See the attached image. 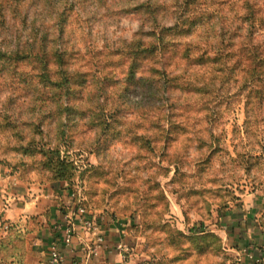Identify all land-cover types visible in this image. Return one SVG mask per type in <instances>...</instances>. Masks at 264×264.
<instances>
[{
    "label": "trees",
    "instance_id": "16d2710c",
    "mask_svg": "<svg viewBox=\"0 0 264 264\" xmlns=\"http://www.w3.org/2000/svg\"><path fill=\"white\" fill-rule=\"evenodd\" d=\"M125 16L139 30L100 46L97 25ZM0 96V130L43 171L21 172L22 181L50 187L63 214L101 211L129 230L141 225L148 242L161 236L174 254L154 243L144 264H229L216 230L193 226L186 214L189 231L172 228L162 178L175 171L172 184L181 186L172 193L198 179L207 185L192 191L206 200L233 197L234 179L226 184L213 165L223 151L217 128L227 123L222 108L244 102L245 136L255 133L264 106V0H0ZM114 142L130 146V162H115ZM241 143L235 152L251 175L259 158ZM74 148L96 153L98 165L78 176L66 156ZM77 177L86 181L80 194ZM207 201L209 213L195 212L210 220ZM43 230L38 217L9 223L0 264H26L28 244Z\"/></svg>",
    "mask_w": 264,
    "mask_h": 264
},
{
    "label": "rangeland",
    "instance_id": "374dc122",
    "mask_svg": "<svg viewBox=\"0 0 264 264\" xmlns=\"http://www.w3.org/2000/svg\"><path fill=\"white\" fill-rule=\"evenodd\" d=\"M134 17L135 16H125L116 25H109L106 23L98 24L95 28V34L99 36V45H102L101 41H103V39H131L139 30V22ZM4 98L5 97L0 96V102L4 100ZM222 112L223 115L226 116L227 122L226 124H223L221 127L217 128L218 134L221 135L220 144L223 151L220 152V154H222V157L217 156L213 161V165L215 166V173L222 176L226 181V184L234 179V185L231 187L227 186L229 190L232 192L234 191L233 197L227 195L225 192L217 193L218 195L215 199L208 197L209 201L211 202V213L213 216L210 220H206L195 211L201 208L205 214L209 213L205 206L206 202H208V199H205L207 194H195L192 190L193 188H203L205 185H207L206 182L208 181L203 182L198 179L191 180L190 183L186 186H183L179 192L172 193L171 189L174 190L175 188H180L181 186L179 184H172V179L175 175V171H172L169 176L162 178V181L165 187L168 189L167 195L171 202V212L169 216L166 217V219L170 222V225L175 230L177 229L182 232H188V229L192 225L198 226L200 222L206 224L209 229L219 230L223 227V225L225 226L226 224L223 218L228 214V212L232 211V208H236L239 204H241L242 198L247 193V191L252 192L257 190L256 192L264 195V106L261 113L256 112L254 115V117H257L259 121L258 123L251 125L250 132L255 133L252 134V139L250 141L247 139V134L245 136L246 112L244 102L240 104L232 103L226 108H222ZM258 133H260L261 136L257 135ZM243 137L244 144L248 143L247 147L249 150L246 152L255 158H259L258 161L253 159L252 164L250 163L251 175L243 174L244 171L242 167L243 165H246V162L243 158L237 157L235 152V148L242 150L246 147L241 143V139ZM112 145L111 154L116 159L115 162L124 164L131 161L132 150L130 149V146L123 145L119 142H114ZM66 156L68 161L74 167V170L78 176L80 174L86 173L93 165H98L99 163L97 154L85 148L71 149V151H69ZM230 157L236 161L235 166L230 161ZM222 160H224V164L226 162L225 170H221L219 168L221 167L220 165H222ZM165 165L166 164L164 163V166ZM0 172L6 175L7 178H11L10 183L12 185L21 186L30 185L22 181L21 172L33 176L40 174L43 171L37 170L34 159L25 155L23 151H21V149L15 145V143L10 138L9 133L0 130ZM82 181L85 180H82L80 177L76 178V184L78 185L77 193L79 194L80 192L82 193L84 189L82 187L83 184H86V181ZM168 182H170V186L167 185ZM48 188L45 189V191H48V194L46 192L45 193L47 194V197L50 196V198H46L45 202H43V199L39 197V193L29 192L31 194L30 196L26 194V192H21V198H27L28 196L32 198L34 195L36 196L35 207L40 206L42 209L39 213H35L33 217L43 216V222H48L50 217L53 219L54 213L52 212L54 207L58 205L57 201H59L57 199L58 196L53 191L49 193L51 188ZM73 190L76 191L75 188L71 189V194ZM188 192L193 194L188 195ZM197 198L199 199L198 205L193 206L191 201ZM231 198L237 200L235 202L232 201L228 203L223 211L219 212V204L225 205V203ZM21 202H24V200H21ZM185 214L186 217L188 216L189 220L191 219L190 222L192 225H188L189 223L186 222ZM6 227V230H8L9 225H6ZM141 228L143 229L141 225H139L137 228L132 225V229L129 230L130 233L126 231L124 235L128 236L127 240L129 247L132 248L131 250L134 251V253L139 255L141 260L144 258V261H148L149 258H151V252L156 250L155 244H157V248L164 247L165 252H167L169 255L174 254V251L171 248H169L166 244H163L161 236H153L154 240H150L149 242L146 236H140V234H142ZM223 257L224 254L222 256V260ZM238 258L239 257L236 256L234 259L233 262L235 264L237 263L236 260ZM238 264L241 263L238 261Z\"/></svg>",
    "mask_w": 264,
    "mask_h": 264
},
{
    "label": "crops",
    "instance_id": "0c3cea01",
    "mask_svg": "<svg viewBox=\"0 0 264 264\" xmlns=\"http://www.w3.org/2000/svg\"><path fill=\"white\" fill-rule=\"evenodd\" d=\"M11 178L0 172V232L5 233L6 225L9 223H22L39 213L42 207H35L36 196L32 198L29 192L39 193V197L45 202L48 191L45 187H36L34 185H12ZM248 192L243 196L241 204L223 218L225 226L217 233L224 241V250L231 259L229 264H264V195L259 192ZM21 192L30 195L27 198H21ZM47 194H46V193ZM51 191H49L50 193ZM81 193V192H80ZM264 193V192H263ZM25 194V195H26ZM73 195V193H72ZM39 199V198H38ZM70 196L65 202L66 206H71ZM24 200V202H21ZM59 203V201H57ZM56 202V203H57ZM67 214H63L59 204L54 207L53 219L43 222L42 217H38L43 224L44 230L40 235L32 236V241L28 244V259L26 264H48L49 249L52 243H57L60 250L66 252L64 244L65 216L74 213L76 209H68ZM90 213V212H88ZM93 216L100 219L105 243L101 249V255L98 259L91 260V264H144V258L134 253L129 247L128 236H124L129 231L126 221L117 222L111 215L105 212H96ZM37 218V217H36ZM61 226V227H60ZM60 227V228H59ZM224 228V229H223ZM130 235V234H129ZM130 237V236H129ZM38 242V245L35 244ZM91 234L82 226H77L74 237V250L69 251L66 264H84V258L79 251L82 244L90 243ZM126 244L130 252L121 251L120 245Z\"/></svg>",
    "mask_w": 264,
    "mask_h": 264
},
{
    "label": "built area",
    "instance_id": "2783aa9c",
    "mask_svg": "<svg viewBox=\"0 0 264 264\" xmlns=\"http://www.w3.org/2000/svg\"><path fill=\"white\" fill-rule=\"evenodd\" d=\"M94 217L83 208H80L77 213L71 212L65 216L63 240L66 252L67 249L68 252L74 250V237L77 226H82L91 234L90 243L82 244L79 247V251L84 258V264H91V260L98 259L105 243V235L102 230L101 221ZM35 244L38 245V242L35 241ZM119 248L121 251L130 252V248L126 244L120 245ZM66 252L61 251L57 243H52L49 249L48 264H66L68 259Z\"/></svg>",
    "mask_w": 264,
    "mask_h": 264
}]
</instances>
